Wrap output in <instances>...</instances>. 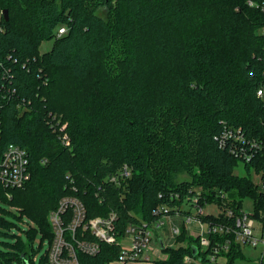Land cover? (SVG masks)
<instances>
[{
	"label": "trees",
	"instance_id": "16d2710c",
	"mask_svg": "<svg viewBox=\"0 0 264 264\" xmlns=\"http://www.w3.org/2000/svg\"><path fill=\"white\" fill-rule=\"evenodd\" d=\"M263 3L0 0V85L8 93L1 143L25 148L31 171L23 188L0 193L37 227L27 243L14 235L17 243L0 249V264H37L38 234L40 247L48 244L39 264H49V216L65 196L83 203L86 221L115 212L119 239L130 225L154 219L168 201L160 193L194 186L210 198L233 193L238 206L251 198L259 215L263 191L251 176L234 173L240 161L218 138L228 128L256 140L261 150L243 165L264 172V98L257 91L264 88ZM50 40L51 50L41 53ZM124 166L129 177L121 175ZM183 172L190 177L178 181ZM11 225L0 213V227ZM76 240L99 244L96 255L78 252L81 264H109L121 251L82 228ZM178 240L188 246L165 247L167 258L154 264H185L197 240L185 231ZM239 255L228 254L229 262Z\"/></svg>",
	"mask_w": 264,
	"mask_h": 264
},
{
	"label": "built area",
	"instance_id": "2783aa9c",
	"mask_svg": "<svg viewBox=\"0 0 264 264\" xmlns=\"http://www.w3.org/2000/svg\"><path fill=\"white\" fill-rule=\"evenodd\" d=\"M251 6H256L250 1ZM264 7V3H263ZM264 9V8H263ZM3 29L0 20V31ZM66 32V28L59 29L58 35ZM264 35V28L261 32ZM258 91V96L264 98V88ZM6 87L0 85V192L12 188H23L31 179L30 159L28 151L13 143L2 146V108L1 99H7ZM57 119L54 116L53 120ZM61 124V118L57 119L55 125ZM65 125H62V129ZM221 146L230 144L229 151L242 163H251L257 153L261 150V144L256 140L246 137L241 130L226 129L218 138ZM63 143L70 146L71 140L67 134L63 136ZM127 166L122 169L123 177L130 176ZM118 182L116 177L111 179ZM264 183V180L262 181ZM264 193V187L261 189ZM159 194L160 198L168 201L159 205L153 210L154 219L138 225H130L122 238L130 239L129 244L119 242L115 229L117 215L111 212L108 217H96L86 221V210L83 203L73 196L63 197L58 208L50 213L49 220L54 232V240L48 251L49 264H81L78 252L89 255H96L99 252V244L85 240H76L77 229L90 231L95 237L108 244H120L121 251L118 259L109 264H138L140 262H152L149 252L153 251L156 256L160 255L162 248L157 250L153 247L155 229H160L166 223H170L171 237L178 240L183 231L187 233V238H194L197 242L191 244L192 254H186L183 258L185 264H229L225 258L233 251L241 252L242 247L264 248V230L258 236L257 220L264 222V207L257 215L253 212H246L242 206L236 205L227 199V193L217 191L213 198L204 194L199 187H190L187 192L171 190L168 193ZM211 195V194H210ZM10 197L9 193H5ZM214 204L219 207V214L205 213L204 207ZM191 208L195 214L185 210ZM72 210L69 222H65L66 211ZM180 219V222H177ZM198 226L197 232H190L189 225ZM71 237V240L68 239ZM162 240V239H161ZM160 245V241L158 243ZM179 246L187 247V243ZM165 247V244H164ZM194 247L197 253L194 254ZM264 251L260 264L263 261ZM160 259V258H159Z\"/></svg>",
	"mask_w": 264,
	"mask_h": 264
},
{
	"label": "rangeland",
	"instance_id": "374dc122",
	"mask_svg": "<svg viewBox=\"0 0 264 264\" xmlns=\"http://www.w3.org/2000/svg\"><path fill=\"white\" fill-rule=\"evenodd\" d=\"M248 4L250 5V1H248ZM261 8L262 10H264L263 5H261ZM100 13L102 16L104 17L106 16L105 10H102ZM0 17H1V13H0ZM53 43L54 42L52 40L42 42L40 46V52L45 53L51 50ZM234 173L239 176H251L253 180L259 185V190L263 189L264 183H262L263 179L261 175L264 172H260L259 174V173H256L253 169L248 171L246 167H244L243 163L240 162L239 165L235 168ZM189 177L190 175L188 173L183 172V173L178 174L177 180L181 181V180L188 179ZM3 194L4 193H0V213H2L5 219L8 220L12 224L10 230L8 228L0 227V249L7 251L10 249L8 244L14 245L17 243V239L14 235L21 234L23 242L27 243L28 241L27 233L30 230V228H35L36 224L26 215H24L23 217L17 216L19 215L17 208L14 207L11 203L4 201L2 198ZM226 195H227V199L232 202L234 199H236V196L233 193L232 194L227 193ZM242 207H243V210L246 212H253V200L251 198H245L243 200ZM184 209L195 214V212L191 208L185 207ZM219 211H220L219 207L214 204H209L204 207L205 213L219 214ZM178 221L179 220L177 219V222ZM189 228H190V232H197L199 230L198 226L194 224L189 225ZM256 228L257 230L255 233L258 236H261L262 231L264 230V222L261 219L257 220ZM170 234H171L170 226L168 223H166L160 229H155L154 239L159 240L160 238L162 239L164 238V241H167V238L170 236ZM35 241H36L35 248L37 252L33 253L34 255L33 257L36 259V263L39 264L42 256L47 250L48 244H47V241H44L43 246L40 247L41 245L39 243L41 242V236L39 234L36 236ZM124 242L127 243L128 241L125 240ZM153 245L156 248H158L156 241L153 242ZM263 251H264V248L261 245L257 247L244 246L241 249L240 255L234 257V260L232 262H229V256H226L225 258L227 259L229 264H260ZM149 255L152 260H158L159 258L166 257L165 253L162 251H161V254L158 256H156L153 251L149 252ZM263 261H264V257H263ZM13 264H19V263L17 261H14Z\"/></svg>",
	"mask_w": 264,
	"mask_h": 264
},
{
	"label": "crops",
	"instance_id": "0c3cea01",
	"mask_svg": "<svg viewBox=\"0 0 264 264\" xmlns=\"http://www.w3.org/2000/svg\"><path fill=\"white\" fill-rule=\"evenodd\" d=\"M179 221L178 222H180V219H178ZM169 224V226H170V223H168ZM187 234V233H186ZM162 238H160L159 240H157V239H154L155 241H156V243H157V247L158 248H162V246H161V242H163V245L165 244V247H177V245L178 244H181V245H184L186 242H180L179 240H176L175 238H173V237H171V234H170V236L167 238V241H164V238L161 240ZM188 239V238H187ZM128 241L127 243H125L124 241ZM155 241H153V242H155ZM159 241H160V245L158 244L159 243ZM119 242L120 243H122V244H129L130 243V239H128V238H120L119 239ZM153 247L157 250L158 248H156L154 245H153ZM164 247V248H165ZM164 248H162L163 250H164ZM161 254V253H160ZM165 256L166 257H164V258H160V259H166L167 258V255L165 254ZM154 262H155V260H152V262H140V263H138V264H154Z\"/></svg>",
	"mask_w": 264,
	"mask_h": 264
},
{
	"label": "water",
	"instance_id": "95a60500",
	"mask_svg": "<svg viewBox=\"0 0 264 264\" xmlns=\"http://www.w3.org/2000/svg\"><path fill=\"white\" fill-rule=\"evenodd\" d=\"M3 14H4L5 19L8 20L9 19L8 11L7 10L3 11ZM161 246H162V248H164L163 242H161ZM193 252H194V254L197 253V248L196 247H194V251Z\"/></svg>",
	"mask_w": 264,
	"mask_h": 264
}]
</instances>
